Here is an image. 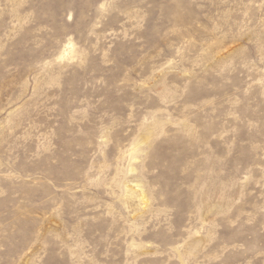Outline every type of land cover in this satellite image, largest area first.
<instances>
[{
  "label": "rangeland",
  "instance_id": "rangeland-1",
  "mask_svg": "<svg viewBox=\"0 0 264 264\" xmlns=\"http://www.w3.org/2000/svg\"><path fill=\"white\" fill-rule=\"evenodd\" d=\"M0 264H264V0H0Z\"/></svg>",
  "mask_w": 264,
  "mask_h": 264
}]
</instances>
